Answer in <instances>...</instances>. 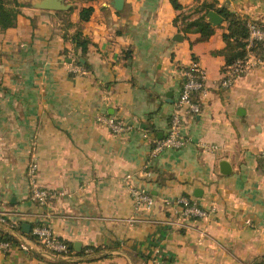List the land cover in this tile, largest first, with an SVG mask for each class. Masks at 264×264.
I'll return each mask as SVG.
<instances>
[{
	"label": "crops",
	"instance_id": "1",
	"mask_svg": "<svg viewBox=\"0 0 264 264\" xmlns=\"http://www.w3.org/2000/svg\"><path fill=\"white\" fill-rule=\"evenodd\" d=\"M40 1L28 0L14 26L0 27V209L20 224L15 231L0 224L17 239L0 250V264H257L264 257V63L221 85L227 20L202 38L175 17L195 19L207 3L264 23V0H178L182 10L171 0H124L121 9L93 0L71 4L69 14ZM87 4L94 10L80 23ZM69 19V33L80 24L92 40L84 55L64 37ZM194 60L206 80L196 94L201 111L185 115L181 127L189 140L151 157ZM103 113L133 128L114 133L98 121ZM223 159L230 173L220 171ZM32 163L37 184L57 193L43 204L31 198ZM127 173L154 194L153 205L135 206ZM181 194L209 214L184 217L165 204ZM23 222L50 224L72 255L45 249Z\"/></svg>",
	"mask_w": 264,
	"mask_h": 264
},
{
	"label": "built area",
	"instance_id": "2",
	"mask_svg": "<svg viewBox=\"0 0 264 264\" xmlns=\"http://www.w3.org/2000/svg\"><path fill=\"white\" fill-rule=\"evenodd\" d=\"M247 52L244 57H238L230 66L227 73L221 80V85L229 87L233 84L237 76L247 72L253 66L264 63V23L256 20L248 22ZM261 51V52H260ZM75 69L81 70L79 66ZM206 71L197 61L183 69V81L178 96L174 101V109L170 117L168 132L162 137L154 139L151 157H156L163 150L168 148H179L185 145L189 137L182 131V124L185 115H194L201 111V103L196 97L198 92L205 90ZM98 121L104 123L114 133H124L133 128L132 123L122 117L103 113L97 117ZM216 144L206 145L207 149L217 148ZM264 156V149L261 151ZM37 164L32 163L29 167V174L32 183L31 198L38 203H46L51 198L57 196L56 191L42 187L36 181ZM149 172V171H148ZM129 191L133 197L136 207L151 206L155 201L154 194L144 185L133 180L132 173L126 174ZM165 204L178 211L184 217L198 216L205 217L209 214V209L202 206L194 197L181 194L176 197L166 198ZM0 224L7 226L10 230H20L19 224L10 219L6 212L0 209ZM36 239L48 251L62 256H71L72 250L69 243L57 236L48 223H36L31 229ZM13 242L9 239L0 238V250L8 251Z\"/></svg>",
	"mask_w": 264,
	"mask_h": 264
},
{
	"label": "trees",
	"instance_id": "3",
	"mask_svg": "<svg viewBox=\"0 0 264 264\" xmlns=\"http://www.w3.org/2000/svg\"><path fill=\"white\" fill-rule=\"evenodd\" d=\"M77 1L91 2L93 0ZM171 1L176 9L182 10L183 5L178 0ZM23 4L24 3L20 2L19 0H0V27L2 29L14 26L17 23L20 6ZM74 6L68 8V14L73 10ZM202 6L205 8V12L199 17L186 21V16L182 12H180L175 17V22L178 23L179 18L182 17L183 22H185L186 29H197L201 32L202 38H206L210 36L215 29L213 24L206 19L207 13L209 12L210 8L214 7V5L204 3L202 4ZM93 10L94 6L92 4L83 5L79 12L80 23L81 21L88 20ZM217 10L228 22V31L224 33V38L227 41L224 53L227 60L226 71H228L230 66L234 63L235 59L245 56L247 52L246 46L248 37V22L254 19H250L244 15H239L233 10L229 9L227 6L218 7ZM69 26H74V22H72L70 19L67 20V24L64 27V37L71 39L76 47H79L81 49L82 55H84L88 51L89 45L92 43V40L90 39V37L83 33L80 24H78L74 31L71 33H69L67 29V27ZM77 62L81 64L80 57H78ZM0 238L9 239L14 243L17 242V239L13 236V234L9 232H0ZM70 247L72 250V245H70ZM82 252H84V250ZM72 262L73 260L55 259L53 261L47 262L46 264H71ZM257 264H264V257Z\"/></svg>",
	"mask_w": 264,
	"mask_h": 264
},
{
	"label": "water",
	"instance_id": "4",
	"mask_svg": "<svg viewBox=\"0 0 264 264\" xmlns=\"http://www.w3.org/2000/svg\"><path fill=\"white\" fill-rule=\"evenodd\" d=\"M111 4L116 9H121L124 5V0H113ZM70 3H66L64 0H41L40 6L43 8H50V9H68L70 7ZM209 21L214 25H217L222 22L223 16L216 10L211 9L208 12ZM70 60V59H69ZM83 60V58H82ZM169 97H172V93H167ZM220 171L222 173H230L231 172V164L228 160L223 159L220 161ZM23 229L27 232L31 229V224L28 222H23ZM76 248H80V243H75Z\"/></svg>",
	"mask_w": 264,
	"mask_h": 264
},
{
	"label": "rangeland",
	"instance_id": "5",
	"mask_svg": "<svg viewBox=\"0 0 264 264\" xmlns=\"http://www.w3.org/2000/svg\"><path fill=\"white\" fill-rule=\"evenodd\" d=\"M20 2H27L28 0H19ZM66 3H70V4H73V5H78V3L82 2V1H77V0H64ZM63 13V12H62ZM67 15H64V18H66Z\"/></svg>",
	"mask_w": 264,
	"mask_h": 264
}]
</instances>
